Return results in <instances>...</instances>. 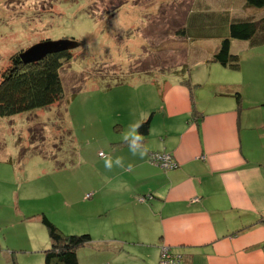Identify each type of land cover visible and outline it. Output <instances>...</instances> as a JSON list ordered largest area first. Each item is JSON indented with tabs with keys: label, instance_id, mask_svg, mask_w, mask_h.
I'll return each mask as SVG.
<instances>
[{
	"label": "crops",
	"instance_id": "obj_1",
	"mask_svg": "<svg viewBox=\"0 0 264 264\" xmlns=\"http://www.w3.org/2000/svg\"><path fill=\"white\" fill-rule=\"evenodd\" d=\"M219 45L189 72L135 73L123 100L109 95L110 115L88 120L96 139L79 147L73 168H81L71 176L81 193L75 202L98 219L90 235L103 253L88 264H160L164 247L182 257L176 264H264V64L254 53L249 67L224 66L212 60ZM112 116L116 123L105 124ZM154 151L171 153L178 166L151 163Z\"/></svg>",
	"mask_w": 264,
	"mask_h": 264
},
{
	"label": "rangeland",
	"instance_id": "obj_2",
	"mask_svg": "<svg viewBox=\"0 0 264 264\" xmlns=\"http://www.w3.org/2000/svg\"><path fill=\"white\" fill-rule=\"evenodd\" d=\"M204 15L224 35L226 22L260 20L264 7L246 0H0V79L11 55L39 41L74 38L79 43L62 69L61 101L0 117V264H45L51 242L39 219L46 211L66 234H91L98 227L87 203L75 202L80 187L71 180L81 168H73L79 147L87 149L88 137L96 139L88 120L110 115L108 101L123 100L127 92L121 88L136 80L137 72L153 68L161 76L184 65L186 71L195 69L198 58L220 39H188L178 31L192 30L188 22ZM233 50L245 65L254 53L264 64V29L250 40L234 39ZM112 120L115 124L113 116L104 121ZM97 123L102 137L106 125ZM100 248L95 241L80 247L81 264H88L92 254L102 257Z\"/></svg>",
	"mask_w": 264,
	"mask_h": 264
},
{
	"label": "trees",
	"instance_id": "obj_3",
	"mask_svg": "<svg viewBox=\"0 0 264 264\" xmlns=\"http://www.w3.org/2000/svg\"><path fill=\"white\" fill-rule=\"evenodd\" d=\"M250 6L264 7V0H246ZM192 30L185 27L178 31L179 36L188 39L202 38L205 40L219 38V47L212 57L213 61L238 69L241 64L239 54L232 53V40H250L259 29H264V18L237 19L227 23V34L219 35L215 30L217 23L211 22L206 15L194 18L188 22ZM220 25V23H219ZM73 50H65L47 55L34 63H24L16 52L10 56L9 65L1 72L0 79V117H11L23 112L38 108H46L61 101L64 98V83L62 69L66 62L73 59ZM173 69L174 72H185ZM189 69H187L188 71ZM189 85V78L186 81ZM77 93H74L73 97ZM240 99V94L237 93ZM151 117L142 121L138 126L141 135L149 132ZM39 133L36 130L37 134ZM42 223L49 231L50 248L45 251V264H79L77 250L92 242L89 233L66 234L45 214L42 215Z\"/></svg>",
	"mask_w": 264,
	"mask_h": 264
},
{
	"label": "water",
	"instance_id": "obj_4",
	"mask_svg": "<svg viewBox=\"0 0 264 264\" xmlns=\"http://www.w3.org/2000/svg\"><path fill=\"white\" fill-rule=\"evenodd\" d=\"M78 45V41L74 38H62L57 40L47 39L21 50L19 55L24 63H34L42 60L49 54L73 50L77 48Z\"/></svg>",
	"mask_w": 264,
	"mask_h": 264
},
{
	"label": "built area",
	"instance_id": "obj_5",
	"mask_svg": "<svg viewBox=\"0 0 264 264\" xmlns=\"http://www.w3.org/2000/svg\"><path fill=\"white\" fill-rule=\"evenodd\" d=\"M104 155L103 152L100 153ZM149 161L153 164L159 165L162 168L169 170L174 169L178 166L176 160L174 159L173 155L167 151H154L151 152L149 155ZM140 201H145L146 196H140ZM161 264H176L182 261V257L179 255H172L168 249V247H164L163 254L160 260Z\"/></svg>",
	"mask_w": 264,
	"mask_h": 264
},
{
	"label": "clouds",
	"instance_id": "obj_6",
	"mask_svg": "<svg viewBox=\"0 0 264 264\" xmlns=\"http://www.w3.org/2000/svg\"><path fill=\"white\" fill-rule=\"evenodd\" d=\"M140 140V137L139 136H137L136 138H134L133 140H132V142H131V146H130V150L133 152V154L135 155L136 154V152H137V149H138V147H139V145H138V143H137V141H139ZM143 152L141 151L140 152V155L141 156H143ZM120 161H119V159L117 160V163H119ZM106 166H111L110 165V163H107L106 164Z\"/></svg>",
	"mask_w": 264,
	"mask_h": 264
}]
</instances>
